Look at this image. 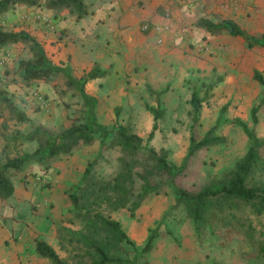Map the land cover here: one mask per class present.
<instances>
[{
	"label": "rangeland",
	"instance_id": "rangeland-1",
	"mask_svg": "<svg viewBox=\"0 0 264 264\" xmlns=\"http://www.w3.org/2000/svg\"><path fill=\"white\" fill-rule=\"evenodd\" d=\"M86 4L90 14L99 13V22L105 23L98 27L97 40L89 41L88 36L60 25L64 19L73 23L81 19L69 8L17 5L0 15V26L15 31L24 28L37 38V32L49 29V40L39 36L48 43L49 56L76 77L89 70L98 57L109 73L86 86L87 92L98 98V121L110 128L131 124L144 144L167 150L169 161L177 166L184 163L191 135L200 140L212 131L225 139L199 149L175 177L155 173L152 180L158 190L145 198L134 215L129 208H104L122 223L131 239L120 256L136 264H264L260 251L264 231L253 240L227 228L206 232L200 238L175 192L176 187L199 191L233 168L250 144L238 120L264 136V105L258 120L252 117V108L263 93L254 73L259 70L264 75V47H249L241 36L211 34L196 24L200 17L214 21L232 18L253 37H261L264 0H86ZM146 24L152 25L148 31ZM2 55L0 88L32 122L16 121L0 98V124L6 120L9 128L5 132L17 138L0 139V154L34 152L37 141H28L25 136L37 124L58 135L73 121L85 119L88 107L78 90L68 85L64 73L27 87L20 76L19 60L31 56L28 46L10 45ZM148 86L163 91L160 102ZM34 90L38 96L43 94L47 103L41 104ZM194 91L202 100L198 119L193 114ZM146 104L163 109L151 140L154 114ZM101 141L98 137L91 145H80L72 153L54 157L48 165L32 162L23 170H13L16 192L9 199L0 198V264H52L37 253V238H48L70 261L74 262L78 252L82 256V243L71 240L69 232L83 227L69 190L81 178L88 160L98 158L95 169L108 175H115L121 167L120 147L111 145L110 138L104 144ZM150 237L152 249L142 253Z\"/></svg>",
	"mask_w": 264,
	"mask_h": 264
},
{
	"label": "trees",
	"instance_id": "trees-1",
	"mask_svg": "<svg viewBox=\"0 0 264 264\" xmlns=\"http://www.w3.org/2000/svg\"><path fill=\"white\" fill-rule=\"evenodd\" d=\"M17 5L38 6L58 10L69 8L76 11L78 18L91 13L86 0H0V15L14 9ZM198 27L206 29L211 34L227 33L246 39L249 47H264V35L253 37L232 18L214 21L208 17H200L196 22ZM152 27L151 24H148ZM52 27H55L52 25ZM148 31V29L146 30ZM24 43L28 46L31 56L19 60L20 76L27 87L47 81L52 76L62 72L68 78V85L78 90L88 107L87 116L83 120H75L70 126L55 135L42 124H37L26 134V140L37 141L38 147L34 152L23 155L0 154V198H11L16 192L12 178L13 170H23L29 163L39 162L48 165L49 161L61 154L72 153L80 145H91L98 137L101 143L110 138L111 145L120 147L121 167L115 175L97 172L96 159L88 160L81 178L72 185L69 197L77 216L81 218V230H71V240L82 243V256L75 254L74 262L63 257L58 250L42 238L35 240L38 254L49 259L52 264H114L126 262L136 264V261L124 259L120 256L125 250V244L131 239L123 228L122 223L105 213L104 208L120 210L129 208L132 214L141 206L145 198L158 185L153 183L155 173H163L175 177L182 173L190 157L202 147H209L225 141L221 135L207 133L197 140L191 135L190 146L184 163L177 166L168 159L167 150H157L149 144H144V138L138 134L131 124L118 123L110 128L98 121L95 113L97 96L87 92L86 86L94 79L106 77L108 69L102 67L101 62L95 61L94 66L85 73L73 76L68 67L56 64L49 56L44 43L29 30H7L0 26V49L10 45ZM254 78L262 85L263 93L258 104L252 108L254 121L258 120V112L264 105V75L255 70ZM150 93L161 101L163 91H156L148 86ZM35 94L38 92L33 91ZM41 94V93H40ZM37 99L45 104L43 94ZM0 98L7 103L12 117L18 122H32L27 112L0 88ZM201 99L196 91L192 94L194 118H199ZM154 114V124L149 133L151 140L158 127V119L163 109L146 104ZM3 115V112H0ZM119 115V109L116 110ZM2 117V116H1ZM249 137V147L246 153L237 160L233 168L219 178H213L199 191H189L176 187L177 200L182 203L191 218L197 235L201 238L206 232L217 233L222 228L228 231H240L249 240L255 239L257 233L264 231V136H259L249 126L238 120ZM9 128L4 120L0 124V139L15 140L5 131ZM10 142L6 144L9 146ZM140 180V190L137 183ZM153 237H150L142 253L152 249ZM260 251L264 254V242L260 244ZM140 252V253H141Z\"/></svg>",
	"mask_w": 264,
	"mask_h": 264
},
{
	"label": "crops",
	"instance_id": "crops-1",
	"mask_svg": "<svg viewBox=\"0 0 264 264\" xmlns=\"http://www.w3.org/2000/svg\"><path fill=\"white\" fill-rule=\"evenodd\" d=\"M116 12H117V10H116ZM96 14H97L96 16H95V14L94 15L90 14V15L84 16L83 18L76 20L74 23L73 22H69L70 19H64V21L61 22L60 25L62 27H68L70 32L74 31L72 33H76V34L84 36V37L88 36L89 41L97 40L99 38L98 27L100 25L102 26L103 24L105 26V23L99 22V13L96 12ZM30 17L32 19V16H30ZM34 18H36L35 15H34ZM123 21H125V19H123ZM120 23H121L120 26H122L123 25L122 22H120ZM85 26H88V28L84 29ZM106 26H107V19H106ZM120 26H119V24H116V28L117 29ZM69 30H68V32H69ZM43 31L48 32V34L44 35ZM37 35H39L40 37H44L46 40H49V29L48 30H40L39 32H37ZM39 36H38V39L41 40L44 43V45L46 47V50L48 51V49H49L48 43H45ZM91 48L92 47H90L89 49H91ZM3 49L4 48L0 49V59L3 56L2 55ZM96 60L99 61V58L96 57L94 59V63H95ZM101 64H102V67L104 69L108 68V66H105L104 63H101ZM93 66H94V64H92V66L90 68H92ZM100 79L101 78H98V79H94L92 81H94V82L95 81H100ZM92 81H90V82H92ZM45 240L48 241L52 245L51 241L48 238H46Z\"/></svg>",
	"mask_w": 264,
	"mask_h": 264
},
{
	"label": "built area",
	"instance_id": "built-area-1",
	"mask_svg": "<svg viewBox=\"0 0 264 264\" xmlns=\"http://www.w3.org/2000/svg\"><path fill=\"white\" fill-rule=\"evenodd\" d=\"M148 27H149V25H148V24H146V25L144 26V28H145V29H149Z\"/></svg>",
	"mask_w": 264,
	"mask_h": 264
}]
</instances>
